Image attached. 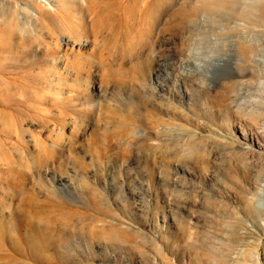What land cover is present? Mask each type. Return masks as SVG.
Instances as JSON below:
<instances>
[{"label":"rangeland","instance_id":"obj_1","mask_svg":"<svg viewBox=\"0 0 264 264\" xmlns=\"http://www.w3.org/2000/svg\"><path fill=\"white\" fill-rule=\"evenodd\" d=\"M11 1L0 264H264V0Z\"/></svg>","mask_w":264,"mask_h":264},{"label":"bare ground","instance_id":"obj_2","mask_svg":"<svg viewBox=\"0 0 264 264\" xmlns=\"http://www.w3.org/2000/svg\"><path fill=\"white\" fill-rule=\"evenodd\" d=\"M5 0H0V5L3 4L2 2ZM21 2V5L18 7L19 9V15L20 18L22 19H26L27 22H29V24H33L36 25L38 23H40L43 19V12L47 11L48 9L50 11H54V7L52 3H56V0H19ZM7 2L12 4V1L10 2V0H7ZM48 7V8H47ZM57 8L59 9L60 6L57 5ZM232 59H233V55H229L228 57H226V66L228 71L225 72L224 70L226 69H217V72L219 73V75H222V77L224 76H229L232 72ZM225 63V61H224ZM219 70V71H218ZM224 71L222 73H220V71ZM217 72H215L213 79L217 80V78H219V75H217ZM160 73L156 72L155 77L156 79L159 78ZM221 78V76H220ZM4 158V157H3Z\"/></svg>","mask_w":264,"mask_h":264}]
</instances>
